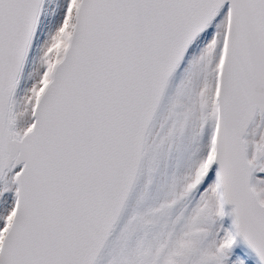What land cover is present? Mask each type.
I'll return each mask as SVG.
<instances>
[{
    "label": "snow or ice",
    "instance_id": "obj_1",
    "mask_svg": "<svg viewBox=\"0 0 264 264\" xmlns=\"http://www.w3.org/2000/svg\"><path fill=\"white\" fill-rule=\"evenodd\" d=\"M0 264H264V0H0Z\"/></svg>",
    "mask_w": 264,
    "mask_h": 264
}]
</instances>
